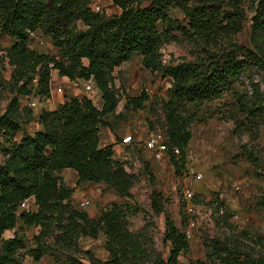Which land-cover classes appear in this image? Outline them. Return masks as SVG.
Masks as SVG:
<instances>
[{"label":"trees","instance_id":"trees-1","mask_svg":"<svg viewBox=\"0 0 264 264\" xmlns=\"http://www.w3.org/2000/svg\"><path fill=\"white\" fill-rule=\"evenodd\" d=\"M121 13L107 16L93 9L94 0H0V36L12 41L3 56L12 68L15 96L0 116V264H23L26 256L35 262L44 257L54 264H180L190 252L186 233L166 220L167 259L151 238L131 231L129 208L115 204L97 218L72 202L75 188L61 175L66 169L77 173V187L103 183L122 198L133 199L135 178L115 158L113 145L101 146V128L120 102L112 84L115 70L134 56L152 74L172 81L167 100H162L165 143L177 175L187 165V150L195 120L192 106L212 101L232 88L249 68L264 72V0H111ZM149 1L148 6H143ZM251 5V47L238 41ZM178 10L183 21L174 18ZM34 34L50 37L57 55L31 49ZM173 42L195 44L202 52L197 61L166 65L162 48ZM70 81H93L102 107L93 100L66 98L53 111L38 116L41 129L18 139L24 112L21 98L35 89L41 100L51 97L52 72ZM251 100L235 94L243 120H235V133L259 138L264 124V96L253 84ZM149 101L147 93L130 97L125 110H139ZM32 120V119H31ZM244 147V146H242ZM244 149V148H243ZM247 160L264 175V162L244 149ZM33 200L36 210L19 213ZM164 197L153 192V211L164 212ZM182 226H186L183 218ZM37 228L31 240L26 228ZM14 235L5 239L7 231ZM241 232L238 238H249ZM105 238L106 260L91 251L83 252V238ZM261 245L262 238H250ZM206 261L191 264H264V253L255 246L214 239L206 243ZM85 257H83L82 256Z\"/></svg>","mask_w":264,"mask_h":264},{"label":"rangeland","instance_id":"rangeland-1","mask_svg":"<svg viewBox=\"0 0 264 264\" xmlns=\"http://www.w3.org/2000/svg\"><path fill=\"white\" fill-rule=\"evenodd\" d=\"M148 5L149 1L143 4ZM93 8H99V12L107 16L121 13L111 0H94ZM248 8L249 19L238 35V41L251 47V5ZM172 15L183 21V15L178 10H174ZM43 37L34 34L30 47L33 48L34 45L38 51L57 55V49H51V45ZM11 44L9 38L0 36V116L5 113L10 100L15 96L11 82L12 68L3 58L4 50ZM162 53L166 65L193 62L202 58L201 50L188 42L165 45ZM75 82L76 84L65 87L63 93H60L62 97H88L98 108L102 107L101 95L97 89L89 93L85 88L86 81ZM112 84L121 100L116 112L105 119L108 127L101 128V146L113 145L115 158L123 162L127 172L134 176L135 184L131 189L134 197L122 198L103 183H83L77 187V177H72L71 171H66L62 175L64 182L75 188L72 202L91 218L99 217L115 204L128 207L131 231L151 238L154 247L165 259L170 253V244L165 242L166 220H173L191 236L190 252L180 257V264L206 261L205 244L214 239L228 240L232 244L238 240L243 245L255 246L264 253V175L243 154V150L247 149L264 162V124L260 127L258 140L254 142L248 133L241 130L235 133V120H243L235 94L238 92L251 100L252 85L255 84L264 96V72L249 68L232 88L223 90L220 97L192 106L196 117L191 125L192 140L187 150V165L181 175H177L171 165L168 152L158 160L152 152L145 149V141L151 134L165 136L166 122L161 101L168 99L171 79L147 71L142 65V57L136 55L115 70ZM142 92L147 93L149 101L139 110L126 111L127 100ZM26 103L28 102L22 99L21 107H28ZM55 106L49 99H44L39 102L37 109L32 110L34 117L31 118L24 112L18 139L40 130L38 116L42 111H50ZM128 135L133 136L135 143L124 145L123 138ZM153 192H159L165 200L164 212L160 215L152 209ZM189 193L192 194L191 201L188 200ZM25 210H34L33 200L23 203L19 213ZM183 218L186 226H182ZM25 232L31 240L38 229L26 228ZM241 232L249 234V238L237 239ZM13 235L14 230L7 232L4 238L9 239ZM259 236L262 238L261 245H254L250 238L256 239ZM80 248L83 252L91 251L100 259L108 258L104 236L97 240L83 238L80 240ZM23 264L54 262L50 257L35 262L26 256Z\"/></svg>","mask_w":264,"mask_h":264},{"label":"built area","instance_id":"built-area-1","mask_svg":"<svg viewBox=\"0 0 264 264\" xmlns=\"http://www.w3.org/2000/svg\"><path fill=\"white\" fill-rule=\"evenodd\" d=\"M93 9H94V11L99 12V8H93ZM35 86H36V82H35ZM85 88L89 93H93L94 91H96V87H95V84L93 81H87ZM57 91L59 93H63L62 88H59ZM22 99H25L26 102H28L26 104L32 110L37 109L39 106V102L41 101L36 89L32 95L27 96V97H23V98H21V100ZM21 100H20V102H21ZM122 143L124 145H131L135 142H134L133 136L128 135V136H125L123 138ZM145 149L148 150L149 152H152V154L154 155V157L156 159H158V160L162 159L165 156L166 152L168 151L167 145L165 143V136L162 134H159V133L158 134H151L148 137V139L145 141ZM188 197H189L188 200L191 201L192 200V194L189 193ZM186 236H187V239L190 240V238H191L190 234L187 233Z\"/></svg>","mask_w":264,"mask_h":264},{"label":"crops","instance_id":"crops-1","mask_svg":"<svg viewBox=\"0 0 264 264\" xmlns=\"http://www.w3.org/2000/svg\"><path fill=\"white\" fill-rule=\"evenodd\" d=\"M43 38L47 41V43H49L51 45V49L55 50V47L53 46V42L51 41V39L45 38V37H43ZM31 49L35 50L36 52H38L40 54L45 53L43 51H38L36 48H34V45H33V48H31ZM45 54H49V53H45ZM71 84H76V82H72L66 77H61L57 70H54L52 72L51 97H50L49 101H50V103H52V102L55 103L56 106H55V108L51 109L50 111L55 110L56 108H58L60 105H62L65 102V97H62L61 94L57 90L59 88H62V90H65V87H69ZM36 86H37V83H36ZM66 171H71L70 172L71 176L77 177V173L71 169H66V170L62 171L61 175H64V173ZM77 179H78V177H77ZM34 210H36L35 206H34ZM7 232H9V231H7Z\"/></svg>","mask_w":264,"mask_h":264}]
</instances>
